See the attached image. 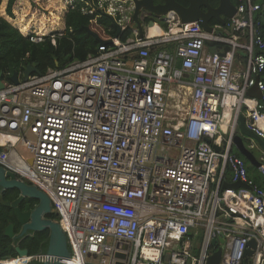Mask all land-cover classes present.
<instances>
[{
    "label": "built area",
    "instance_id": "obj_1",
    "mask_svg": "<svg viewBox=\"0 0 264 264\" xmlns=\"http://www.w3.org/2000/svg\"><path fill=\"white\" fill-rule=\"evenodd\" d=\"M62 1L112 18L119 34L83 60L4 84L0 165L53 203L70 264H207L217 247L218 264H242L250 240L249 264H264V187L231 151L243 111L264 143V6L239 0L226 35L170 10L162 34L141 38L131 0ZM257 170L264 177V163ZM237 181L250 188L223 187Z\"/></svg>",
    "mask_w": 264,
    "mask_h": 264
},
{
    "label": "trees",
    "instance_id": "obj_2",
    "mask_svg": "<svg viewBox=\"0 0 264 264\" xmlns=\"http://www.w3.org/2000/svg\"><path fill=\"white\" fill-rule=\"evenodd\" d=\"M209 2L216 5L218 0ZM234 2L238 4L239 0ZM259 2L263 6L262 0ZM81 6L78 3L74 8H64L60 0H0L2 80L8 82L10 74L14 71L23 72L27 65L44 73L50 68H62L74 60H83L89 54L97 53L99 42L86 28L101 29L104 33L102 39H106L114 35L116 25L112 19L98 12L83 14ZM255 20L264 29L263 9L255 14ZM36 35L42 36L43 40L33 42L30 37ZM128 35L129 32L119 35V38L125 40ZM252 93H255L253 88L248 91L249 95ZM235 154L242 157L239 153ZM250 177L257 186L264 187V178ZM225 179L230 180L229 173L225 174ZM30 204L27 200L24 207L27 208ZM48 217L55 219L52 213ZM48 235L49 231L46 230L36 233L34 238L36 242L44 240L47 248ZM30 239L33 240V237Z\"/></svg>",
    "mask_w": 264,
    "mask_h": 264
},
{
    "label": "water",
    "instance_id": "obj_3",
    "mask_svg": "<svg viewBox=\"0 0 264 264\" xmlns=\"http://www.w3.org/2000/svg\"><path fill=\"white\" fill-rule=\"evenodd\" d=\"M135 3V10L133 13V21L139 30V37H142L143 31L138 18V14L141 8H145L150 11L151 14L155 16L165 15L167 11L174 10L180 17V21L183 23L197 22L200 21L204 30L211 32L212 26L209 25V20L214 19L220 26L227 23L236 12V4L231 0H218L216 5H212L209 0H188L187 6L179 4L176 0H162L161 3L154 4L152 0H133ZM203 8V9H202ZM149 32L152 28H155L154 22L148 24ZM87 32L92 35L98 42L99 45L110 44L111 40L102 39L96 32L92 31L90 28H86ZM218 33H222L221 30H216ZM119 34V27L116 26V31L113 35L117 38ZM229 46L224 47V51L228 50ZM214 52V50H211ZM224 55V52L220 53ZM31 73H40L35 67L27 65L22 73V78L24 80ZM18 72H13L10 77L11 81L18 83ZM4 83L1 80L0 72V89L4 88ZM255 90V89H254ZM255 95L258 92L255 90ZM238 127L241 134L235 133L233 136V145L236 147L238 152L254 167H258L260 162L254 157L252 152L245 146L244 138L245 136L249 141H256L264 150V143L262 140L252 132L245 124V119L243 115L238 118ZM216 150L219 146H213ZM0 187L8 189H16L20 192V195L16 200L11 203V207L14 209L16 218L19 223L22 224L23 232L26 230L31 231H41L48 230L49 237L47 243L46 257L43 264H70V244L67 234L62 229L60 223L48 217L51 211H54L53 203L47 197V195L39 190L37 186L30 185L29 183L16 178L15 174L11 171L6 170L0 165ZM223 187L232 188H250L248 185L237 181L232 183L225 182ZM26 196L38 200L37 206L28 212H22L18 208V203L22 198ZM7 232L12 234V225H9ZM223 243V237L218 236L211 240V246L215 248L217 243ZM256 242L250 240L247 243V248L244 252V261L242 264H249L251 257L255 251ZM118 255V254H117ZM222 255L221 247H217L216 250L207 259V264H218Z\"/></svg>",
    "mask_w": 264,
    "mask_h": 264
},
{
    "label": "flooded vegetation",
    "instance_id": "obj_4",
    "mask_svg": "<svg viewBox=\"0 0 264 264\" xmlns=\"http://www.w3.org/2000/svg\"><path fill=\"white\" fill-rule=\"evenodd\" d=\"M131 1L135 10V3L133 0ZM152 1L154 4L162 2V0ZM176 1L184 6H187L189 3L188 0ZM156 17L157 16L151 14L150 11L145 8H141L138 14L140 24L143 27H146L150 22L157 24ZM214 23H217L214 19L209 20L210 26L215 25ZM19 195L20 192L16 189H4L0 187V264H43L47 248L44 246V240L36 242L34 235L46 230H26L23 232L22 224L18 222L14 209L11 207V203L16 200ZM27 200H29L31 204L29 207L25 208L24 203ZM37 204L38 200L24 196L18 203V208L22 212H28L32 211ZM9 225H12V234L7 232ZM31 237H33V240L30 239Z\"/></svg>",
    "mask_w": 264,
    "mask_h": 264
},
{
    "label": "crops",
    "instance_id": "obj_5",
    "mask_svg": "<svg viewBox=\"0 0 264 264\" xmlns=\"http://www.w3.org/2000/svg\"><path fill=\"white\" fill-rule=\"evenodd\" d=\"M232 2H234V0H231ZM259 2V0H258ZM262 2L264 3V0H262ZM235 3V2H234ZM264 6V4H263ZM157 24L154 25L156 29H158V31L156 32H152L150 33L149 32V28H147V31H146V34L145 36H151L152 34L154 35H160L162 34L164 31H165V23L163 22L165 17L163 15H161L160 17L157 16ZM228 21V20H227ZM215 25L212 26V30H214V32L216 34H219V35H222V34H227L229 32V30L227 29L226 27V24L223 25V26H220V24L218 23H214ZM149 26V25H148ZM216 30H221L222 33H218L216 32ZM59 32V31H58ZM209 32V31H208ZM212 32V31H211ZM37 36V35H36ZM52 36V35H51ZM206 46H209V49L210 51L213 49L214 51H221V52H224V47L227 46V45H222L221 43H215V42H211V41H206ZM163 47H166L168 48L169 45H163ZM152 52H154V50H152ZM246 67V53L243 49H238L237 52H236V56H235V60H234V66H233V69H232V72H233V75L234 77L238 80V81H241V75H242V72L244 71ZM26 68V67H25ZM24 71V70H23ZM14 72H17V71H14ZM22 73L23 72H20L18 73V80H23L22 78ZM13 74V73H12ZM12 74H10V77L12 76ZM32 74V73H31ZM184 76H185V79L186 80H189L190 79V75L188 73H184ZM1 80H2V72H1ZM2 82L5 84V83H9V82H12L11 79H9L8 82H5L2 80ZM187 90V89H186ZM256 93V92H255ZM254 93V94H255ZM253 94V93H252ZM257 94V93H256ZM183 97L185 98V95H183ZM240 115H243L244 116V119H245V124H246V114L245 112L243 111ZM247 126V125H246ZM230 126H229V123L228 124H224L222 126V130H221V133L223 134V136L225 138H227L230 134ZM237 130H239V127H238V121L235 125V128H234V133H233V136L235 133H237ZM240 131V130H239ZM256 146H257V151H258V156L257 155H254V153L252 152V154L254 155V157L260 162V163H264V150L262 149V147L259 145L258 142L254 141ZM231 151L232 153L235 154L234 150H233V147H235L233 145V138H232V142H231ZM253 147V146H252ZM241 155V154H240ZM242 156V155H241ZM243 157V156H242ZM245 159V158H244ZM245 163H246V159H245ZM251 165V164H250ZM248 166V173L250 176L252 177H257L259 179L262 178L263 180V176L260 175V173H258V170H257V167H254V166H250L251 168H249V165L246 164V167Z\"/></svg>",
    "mask_w": 264,
    "mask_h": 264
},
{
    "label": "rangeland",
    "instance_id": "obj_6",
    "mask_svg": "<svg viewBox=\"0 0 264 264\" xmlns=\"http://www.w3.org/2000/svg\"><path fill=\"white\" fill-rule=\"evenodd\" d=\"M92 30L94 32H96L101 38L104 36V33L101 31V29H98V28H95L93 27ZM237 134H241V132L239 130H237ZM242 135V134H241ZM244 138V144L245 146L251 151L254 153V155H257L258 156V151H257V146L255 144L254 141H249L245 136H243ZM253 146V147H252ZM233 150L235 153H239L238 150L236 149V147H233ZM240 154V153H239ZM246 164L251 166L250 163H248V161H246Z\"/></svg>",
    "mask_w": 264,
    "mask_h": 264
},
{
    "label": "clouds",
    "instance_id": "obj_7",
    "mask_svg": "<svg viewBox=\"0 0 264 264\" xmlns=\"http://www.w3.org/2000/svg\"><path fill=\"white\" fill-rule=\"evenodd\" d=\"M61 1V3H62V5H63V7L64 8H74L75 6H74V4L73 5H71V6H66V5H64V3H63V1L62 0H60ZM79 2L77 1L76 2V4H78ZM81 3V2H80ZM260 3V2H259ZM237 5V4H236ZM170 11V10H169ZM174 11V10H173ZM168 12V11H167ZM134 13V12H133ZM103 16H105V15H103ZM105 17H107V18H110V17H108V16H105ZM110 19H112V18H110ZM113 20V19H112ZM114 21V20H113ZM114 23H115V21H114ZM135 23V22H134ZM136 24V23H135ZM115 25H116V23H115ZM142 27V31H143V34H142V37L141 38H144L145 37V34H146V31H147V28H148V25L146 26V27H143V26H141ZM92 30V29H91ZM93 31V30H92ZM152 35H154V34H152ZM138 36H139V30H138ZM105 40V39H104ZM53 44H55V43H53ZM75 61V60H74ZM69 64V63H68ZM50 69H54V68H50ZM55 69H59V68H55ZM46 72V71H45ZM51 213L52 214H54L53 213V211H51ZM55 215V214H54ZM53 220H55L56 221V215H55V219H53Z\"/></svg>",
    "mask_w": 264,
    "mask_h": 264
},
{
    "label": "bare ground",
    "instance_id": "obj_8",
    "mask_svg": "<svg viewBox=\"0 0 264 264\" xmlns=\"http://www.w3.org/2000/svg\"><path fill=\"white\" fill-rule=\"evenodd\" d=\"M186 26L190 27L191 25H186ZM156 31H158V29H156V28H152V29H151V32H156ZM227 116H229L228 113H227ZM30 184L33 185V186H36V185H34V184H32V183H30Z\"/></svg>",
    "mask_w": 264,
    "mask_h": 264
}]
</instances>
